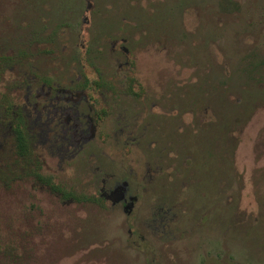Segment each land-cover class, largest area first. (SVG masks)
Masks as SVG:
<instances>
[{"label":"rangeland","instance_id":"374dc122","mask_svg":"<svg viewBox=\"0 0 264 264\" xmlns=\"http://www.w3.org/2000/svg\"><path fill=\"white\" fill-rule=\"evenodd\" d=\"M0 264H264V0H0Z\"/></svg>","mask_w":264,"mask_h":264},{"label":"trees","instance_id":"16d2710c","mask_svg":"<svg viewBox=\"0 0 264 264\" xmlns=\"http://www.w3.org/2000/svg\"><path fill=\"white\" fill-rule=\"evenodd\" d=\"M16 146H17V153L20 157H22V158L30 157V155H31L30 138H29L26 130L23 127V123H22L21 127L16 130ZM34 175H36V177L40 181L50 185V187L53 191L60 192L66 198L71 197V194H66V193L62 192L59 187L53 185L52 181L50 179H46L38 173H35Z\"/></svg>","mask_w":264,"mask_h":264},{"label":"flooded vegetation","instance_id":"af4514ba","mask_svg":"<svg viewBox=\"0 0 264 264\" xmlns=\"http://www.w3.org/2000/svg\"><path fill=\"white\" fill-rule=\"evenodd\" d=\"M135 97H141V95H139V94H135ZM20 127H21V123L18 122L17 125H16V127H15V129H14V133H15V135H16V130L19 129ZM27 134H28V133H27ZM154 172H155V173H158L159 170L156 169V171H154ZM61 195H62V197H64V199H66V200H68V199H73V198H71V197L66 198L63 194H61Z\"/></svg>","mask_w":264,"mask_h":264}]
</instances>
